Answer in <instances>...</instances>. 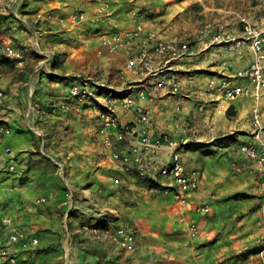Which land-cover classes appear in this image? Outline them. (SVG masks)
<instances>
[{"label": "crops", "instance_id": "crops-1", "mask_svg": "<svg viewBox=\"0 0 264 264\" xmlns=\"http://www.w3.org/2000/svg\"><path fill=\"white\" fill-rule=\"evenodd\" d=\"M198 1H21L30 31L13 30L11 44L26 45L28 52L14 69L0 70V90L6 93L0 110V236L26 231L39 241L8 244L17 261L0 256V264H264V191L240 153L241 144L252 139L256 105L264 121V91L259 99L253 94L226 99L221 81L248 66L253 53L247 42L237 46L200 36L198 16L204 9H187V3ZM109 2L113 7L104 18L100 12ZM238 8L264 27L253 18L256 7ZM74 11L85 13L83 24L58 21ZM236 20L227 21L232 25L226 32L242 36ZM136 21L161 38L189 42L188 54L172 60L165 72L169 82L180 83L178 92L156 88L157 77L136 78L126 67L128 50L121 52L125 58L107 50L99 54L103 37ZM90 74L109 91L97 87V99L72 100V77ZM128 88L152 110L150 136L188 141L183 162L201 179L187 200H180L179 187L158 171L171 155L168 145L150 154L146 174L127 171L113 157L116 150L128 153L131 142H117L116 132L102 129L98 116L107 93ZM146 88L155 91L152 100L139 98ZM115 109L125 123L136 118L134 109L118 104ZM236 163L245 166L239 174ZM5 217L12 225L3 222ZM68 222L71 246L69 236L64 238ZM88 225L98 232L85 230ZM122 225L136 231L128 247L115 239Z\"/></svg>", "mask_w": 264, "mask_h": 264}, {"label": "built area", "instance_id": "built-area-1", "mask_svg": "<svg viewBox=\"0 0 264 264\" xmlns=\"http://www.w3.org/2000/svg\"><path fill=\"white\" fill-rule=\"evenodd\" d=\"M78 17L79 15L74 16L73 20ZM242 21L244 23L242 36H234L229 31H223L225 27L223 24L220 25L218 32L215 31V27L209 25L200 30L203 35L213 33L215 42H232L237 46L247 42L252 50L253 57L250 64L238 69L233 78H225L221 81L219 89L224 91L227 100H236L241 96L250 94L259 99L264 91V30L259 25L249 22L247 18H243ZM132 46L136 47L130 52L129 49ZM0 49L2 48L0 47ZM189 49V42L178 43L176 40L161 38L157 32L147 30L142 23H137L132 28L103 37L99 54H103L106 50L111 54L128 50L126 67L134 72L137 78L157 77L158 81L154 83L156 88L178 92L180 83L175 79L169 82L168 75L165 72L172 68L170 64L172 60L187 55ZM6 50L13 57L22 56L21 51H15L12 47L8 46ZM234 79H245L248 84L239 83ZM95 82L97 83L91 77L75 79L70 86L69 96L79 103L91 102L97 99ZM131 89H123L120 91L121 93L111 94L106 98V106L100 110L98 116L102 129L116 132L117 142H131L128 153L116 150L113 152V157L119 160L127 171L146 174L150 154L160 147L168 145L172 150L171 155L167 162L159 166L158 171L179 187L178 197L180 200L185 201L199 187L201 179L198 171L188 173L183 162L182 148L188 141L165 134L156 136V138L150 136L148 131L153 119L152 110L147 105L138 103ZM138 94L139 98L143 99L149 97L152 100L155 97V91L148 88L140 90ZM5 100L6 93L0 90V110L4 106ZM116 104L121 105L123 109H134L135 120L125 123L115 109ZM252 125V139L241 144L240 153L241 158L248 160L249 164L246 167L249 168L250 173L257 176L264 186V121L262 111L257 105L252 110ZM112 143L110 142V145ZM11 167L14 168V166ZM244 167L243 164L236 163L234 173H241ZM119 182V178L114 180L115 184ZM43 200L45 199L43 198ZM204 209L207 210L208 206ZM3 222L7 225L13 223L10 217L3 218ZM84 229H90L94 233L98 232L97 228L89 225L84 226ZM115 239L122 247H128L135 241L136 231L132 227L118 226ZM38 241L37 237L28 238L25 231H12L7 238L0 236V255L9 262L16 263L17 258L9 250L8 244L23 242V245L27 246L30 243L37 245Z\"/></svg>", "mask_w": 264, "mask_h": 264}, {"label": "rangeland", "instance_id": "rangeland-1", "mask_svg": "<svg viewBox=\"0 0 264 264\" xmlns=\"http://www.w3.org/2000/svg\"><path fill=\"white\" fill-rule=\"evenodd\" d=\"M22 0H0V7H2L3 10H7L6 13H3L2 11H0L1 13L4 14V17H0V47L2 49H0V70L1 72H4L5 70H11L14 69L16 67V63H19L20 61H23L26 58V54H27V49L25 48L26 45H23L21 48H18L14 45L11 44V40H14L15 35L13 34V30L16 29H21L23 31L25 30H29L30 31V18L25 16V12L27 10L26 6H21L20 7V3ZM132 2H126L127 4L129 3H133ZM115 4V2H114ZM188 5V10L192 9V6L194 7L195 11L198 10H203L202 15L198 16L199 20H203L202 21V26L199 28V35L200 36H207L210 35L212 36V40H213V33H206V34H201L200 30L202 28H204L205 26L209 25L210 27H215V31L218 32V29L220 28V25H224V29L223 31H226V27H229L232 25V22H228V25H226L227 21L231 18H237L236 21L240 26L243 27V18H246L244 12H241V9L239 10L238 6H242L243 7H247L249 9L256 7V10L253 11V18L254 19H261L263 21L264 24V0H202V1H198L195 3H187ZM113 7V3H106L105 7L103 6L102 11L100 12L101 15L104 16V18H106V14H109L110 10ZM1 9V8H0ZM229 10V11H227ZM253 10V9H252ZM185 12H187V10H185ZM79 15V17L76 20H73L74 16ZM82 16V17H80ZM67 17H70L69 21L67 19ZM66 19L65 17L62 18H58V21L63 24L66 23L68 25H74V26H79L80 24H83L86 15L83 11H74L72 12V14L70 16H67ZM53 18H49V20H51ZM247 20L249 22H251L254 25H259L256 23H253L252 21H250V19L247 17ZM39 26L40 21H36ZM137 22L133 25L135 26ZM132 26V27H133ZM261 27V25H259ZM64 26L62 25V28ZM130 27V28H132ZM15 28V29H13ZM262 29L264 28L263 26L261 27ZM242 29V28H241ZM127 30V29H125ZM264 30V29H263ZM213 32V31H212ZM26 41H28L29 45H30V37L28 39H26ZM214 41V40H213ZM215 42V41H214ZM226 42V41H223ZM223 42H218V43H223ZM28 45V46H29ZM12 47L15 51H21L22 56L21 57H13L11 55L8 54L6 47ZM102 55V54H100ZM113 55H117L120 56V58H125L123 57L124 54L122 53H116ZM41 57H44L45 59L47 58V56L44 53H40ZM89 58H87L86 60L88 61ZM74 64V63H73ZM126 64H127V60H126ZM97 73V72H96ZM97 76H99V73L97 74ZM81 77H91L93 78L94 76H92V74L90 75H83ZM137 78V76H135ZM80 78L79 76H76L75 78L72 77L73 80ZM139 78V77H138ZM94 80H96L95 78H93ZM97 81V80H96ZM95 88H96V95H98V90L99 88H101L102 90H106L109 91L106 86L104 84H102L101 82L97 83L95 82ZM99 87V88H97ZM117 93H121L120 91H114L113 94H117ZM109 96L112 94L111 92L107 93ZM69 96V93H68ZM70 97V96H69ZM71 98V97H70ZM72 99V98H71ZM73 100V99H72ZM200 110H202L200 108ZM229 115H234V110H230L229 111ZM99 124L102 127L101 121L99 120ZM60 133V130L57 131V134ZM62 137V136H60ZM127 142V141H126ZM219 142V141H217ZM117 184H120L117 183ZM260 186L262 188V190L264 191V186L261 184L260 182ZM72 196V200H73ZM85 215H87L85 213ZM86 230V229H85ZM26 232V231H25ZM70 233V224L69 222L66 223V227H65V233H64V238H66V236H69ZM26 235L28 236V238H30V234L26 232ZM73 235L71 233V235L69 236V245L71 246V241ZM60 253V251H57V254ZM62 253V252H61ZM1 256V255H0Z\"/></svg>", "mask_w": 264, "mask_h": 264}, {"label": "trees", "instance_id": "trees-1", "mask_svg": "<svg viewBox=\"0 0 264 264\" xmlns=\"http://www.w3.org/2000/svg\"><path fill=\"white\" fill-rule=\"evenodd\" d=\"M0 17H4V15L3 14H0Z\"/></svg>", "mask_w": 264, "mask_h": 264}]
</instances>
